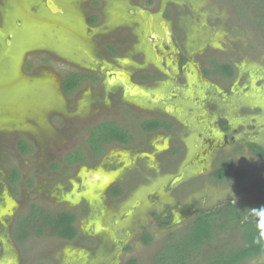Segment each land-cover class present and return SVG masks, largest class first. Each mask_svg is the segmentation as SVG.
I'll use <instances>...</instances> for the list:
<instances>
[{
  "label": "rangeland",
  "instance_id": "obj_1",
  "mask_svg": "<svg viewBox=\"0 0 264 264\" xmlns=\"http://www.w3.org/2000/svg\"><path fill=\"white\" fill-rule=\"evenodd\" d=\"M53 1L62 13L52 14L45 0H0V264H108L124 239L119 264H153L166 239L181 235L195 217L171 229H163L149 217L150 209L160 211L166 200L174 202L175 196L170 198L162 192L165 186L160 181L168 183L179 172V162H174L168 173L162 152L151 161L136 157L132 165L131 155L148 149L134 138L135 147L124 151L119 161L131 168L123 175L128 189L141 185L118 201L108 198L103 186L118 175L117 170H110L116 163H96L86 144L89 130L109 120H118L138 133L141 129L136 114L153 106L130 94L121 102L109 97L111 90L100 74L97 84L83 83L73 92H66L63 82L71 73L98 70L103 62L116 69L118 64L112 62L116 55L108 50L112 45L119 46L115 49L119 56L125 48L147 56L153 44L158 42L163 47L159 37L171 29L205 65H223L224 74V68H230V75L216 77L222 87H227L229 80L236 83L228 112H224L227 116L222 117L233 126L231 135L236 145L251 139L264 149V35L256 22L262 0ZM138 9V14H129ZM90 16L91 26L86 24ZM150 17L153 30L146 23ZM132 23L135 27L128 31L125 27ZM150 33L156 35L155 41ZM122 62L125 64L119 67L132 74V58ZM147 62H151L150 57ZM195 101L182 103L193 114L190 124L198 129L210 123L215 126L218 115L213 113L214 119L196 122L199 110ZM172 103L181 105L177 100ZM185 131L180 125L175 128L177 136L183 133L188 137ZM20 140L28 153L20 152ZM164 147L157 146L159 150ZM79 149L85 152L88 164L67 163V154ZM236 150L232 167L243 172L241 181L218 184L204 176L202 183L182 199L193 201L200 213L228 202L236 206L255 203L264 187V159L246 146ZM232 151L228 148L223 153ZM135 168L139 176L133 179ZM14 169L20 179L13 186L8 177ZM197 172L189 169L187 180ZM176 186L179 191L191 187L184 182ZM155 191L160 202L149 206V199H155V194H149ZM33 206L54 213L75 209L76 238L65 240L48 231L39 234L36 220L27 226L19 223L24 216L31 217ZM144 229L150 237L148 245L143 242ZM222 239L237 246L240 237L232 232ZM209 244L200 259L226 245L218 239ZM244 264H264V255Z\"/></svg>",
  "mask_w": 264,
  "mask_h": 264
},
{
  "label": "flooded vegetation",
  "instance_id": "obj_2",
  "mask_svg": "<svg viewBox=\"0 0 264 264\" xmlns=\"http://www.w3.org/2000/svg\"><path fill=\"white\" fill-rule=\"evenodd\" d=\"M139 10L141 9L136 10V12L129 11V14H138ZM92 20L93 17L90 16L89 18H87L86 24L91 26ZM148 21L149 20L147 18V25ZM153 21L154 20L152 19V24ZM134 23L130 24V26L128 27L126 26L125 28H127V30L129 31L130 28L132 29V26L135 27L136 23ZM152 24L151 29L153 30ZM150 34H152L150 35L152 41H155L156 36L154 37L153 33ZM159 39L162 40L161 44H163V47L160 46L158 42L157 44H153V46L148 47L149 52L147 56H143V54L140 52H133V48H125V52L123 53V55L119 56L117 55L116 51L117 49H119V46L112 45L113 49L108 50L109 54L116 55V60H112V62H116L118 64V67H116V69L110 68V63L103 62V66H100L98 70L88 69L91 72H76L71 74L81 75L85 77L81 80L80 85L77 88H79L83 83L97 84L100 81L97 74H100L103 78V83H105V86L111 90L109 93V97L117 99L119 102H121V100L126 101L127 95H129L128 91L131 90L134 86H137L138 88L143 90L146 95H148L143 96L139 93L131 95L132 97H141L142 99H145V101L148 102L151 106H153V109L144 110L143 112L138 111V114H136V116L134 115L138 119L139 128L141 129V131H137L138 133H136L134 130H130V128H128L127 126L120 124L117 119V121L109 120L103 122L102 124H110L111 126L113 125L124 130L126 132V137L124 138L125 141L122 142L120 140H116V137H113L112 140L103 138L101 143H99L101 147V154L95 156V154H93L90 150V153H92L91 155L93 157H91V159L97 161L96 163H100L98 161H101L102 163L107 164V161L111 160L116 163L115 166L113 165L112 169L110 168V170H117L118 175L112 180H105L106 182L103 186H106V193L108 198L118 201L126 196V194H128L129 192H135L141 185H138L136 189L134 187L128 189L126 185L128 181L125 180L126 176L123 177V175H125L124 170L131 171V168H128V164H124L123 161H119L123 157L122 153L124 151L132 150V148L135 147L134 138H137V140L142 145L147 146L148 149L142 151L140 155L133 153V155H131L132 165H134L133 161L136 157L139 161L141 160L140 158H143V160L151 161L153 158H157L159 154H162V152H164L163 155L166 154V157H164V159L167 162H165L166 164L163 166L164 168H166V170H168V173L172 168V164L174 162H179V165L177 164V168H179L177 170H179V172L170 181H168V183L160 181L161 186H165V188L162 189V192H164L165 194H169L170 198H174L175 196V199L173 200L174 202L168 203V201L166 200V202L162 204L163 207H161V204L158 206V208L161 207L160 211H156L155 208H152L149 211V217H151L153 222L158 224L163 229H171L175 226L167 228L165 227V225L172 219V217H174V211H178L180 215H182V212H180V208L188 207L186 212L189 216L185 220L181 221V223L200 214V210H197V205L193 201L183 200L182 197L187 196V194L195 187H197V185L199 186L202 183V179L204 176H209L211 179H213L211 177V174L217 171L218 167L222 165H224L225 168V166H227L225 165L227 162L229 163V173H237L232 166L233 162L236 159V156L238 155L236 152L238 146H242L243 148H245L246 146L252 152L254 151L252 147H255L256 149L260 148L263 151L264 149L251 139L242 140L241 144L236 145L235 137L231 135L233 126L229 123V120L223 117L227 116L224 112L225 109L228 112L227 107L230 105V99H233L232 89L236 83L233 82V80L230 81L229 78H227V80H229V84L227 85V87L218 85L216 77L223 76L225 78L226 75L221 72L224 66H217L215 63L211 62L208 66L205 65L204 62H202L203 60L198 59L193 51L188 50V46H185V44L183 45V38H180L178 40L171 29H169L168 34H163V37H159ZM185 41L186 45H188L189 39L187 36H185ZM148 57H150V63L147 62ZM125 58H132V60L134 61L132 66H130V64H127V66L130 67L134 66V68H132L133 70L131 69L132 74H128L125 69H121L119 67L120 65L125 64L124 62H122V60H124ZM95 64L97 65V63ZM118 72L126 74V78L118 79L116 76V73ZM251 77L252 76L249 74V78ZM109 80H113L114 82L110 84ZM125 84L128 85V90H126L127 87L125 88ZM191 99L196 100L195 107L197 106L199 110V113H197L195 116L196 122L198 124H202L205 123L207 119H214V117L212 116L213 113V115H218V119L214 121L215 126L210 123L203 129H198L190 124L189 120L191 119V117H193V114L192 112H187L182 106V103L186 101L189 102ZM174 100H177L179 103H181V105L173 104L172 102ZM127 106L133 107L129 103ZM232 108L235 109V107ZM178 125L187 129V131H185V136L188 137H184L183 133L177 136V134L175 133V128H177ZM107 128L110 127L107 126ZM106 132L108 134V131ZM159 134H163V136ZM210 142H212V145L210 144ZM175 143L177 144L176 146H174ZM242 143H244L245 145H242ZM156 144H161L162 146H164L165 144V147L164 149L159 150L157 148L158 145ZM209 148H211L212 150L208 157L206 170L204 169V165H200L195 162L193 166L185 168L186 163H188L199 150ZM228 148H230L231 150L233 149V151L225 155L223 152ZM137 150H139V148H137ZM113 152L114 155H112ZM135 154L137 156H134ZM82 155L84 160L83 162L78 163H80L81 165L88 164L89 161H87L85 152H83ZM137 162L138 161L136 160V163ZM189 169H192L193 171L197 170L198 172L187 180L186 173ZM135 170L136 171H133V174L131 176V178L133 179L139 176L137 168H135ZM183 170L184 177L179 182L173 184L172 180L180 176ZM131 178L127 179L130 180ZM183 182L188 183L191 187H188V189L186 190H182L180 188L179 191L176 185ZM149 195L155 196V199H149V206H153L156 202H160L159 196L156 191L150 193ZM42 211L53 213L54 216L63 214L65 212L73 213L75 215L74 228L77 230V216L75 214V209H66L65 211L58 213L51 212L50 210ZM25 218L27 217L24 216L23 219ZM144 231V233L148 235V230L144 229ZM77 235L78 232H76V235L73 239H75ZM13 240L16 242L19 241L15 239V237L13 238ZM125 244V239L119 243L116 249L115 257L119 250L120 253L122 252ZM115 257L112 260H114Z\"/></svg>",
  "mask_w": 264,
  "mask_h": 264
},
{
  "label": "trees",
  "instance_id": "obj_3",
  "mask_svg": "<svg viewBox=\"0 0 264 264\" xmlns=\"http://www.w3.org/2000/svg\"><path fill=\"white\" fill-rule=\"evenodd\" d=\"M260 9L257 24L264 35V0L259 3ZM258 26V25H257ZM226 74L230 75V68L225 67ZM230 72V74L228 73ZM84 76L70 74L63 82V88L66 92H73L80 85ZM110 127V128H107ZM108 131V134L107 132ZM125 141L126 132L110 124H100L89 130V138L86 142L90 150L95 155L101 154L102 139ZM18 148L22 154L29 152L23 140L18 142ZM258 156L264 159V151L260 148L252 147ZM80 150V149H79ZM83 152L74 151L67 154L65 161L67 163L83 162ZM218 167L217 171L211 174V177L218 183L240 181L244 174L237 172L229 173V163ZM20 179V175L14 169L11 170L8 181L15 185ZM31 217L20 219L27 226L28 222H39L37 232L39 234L48 231L62 238L71 240L75 237L77 230L74 228L75 215L70 212L54 216L53 213L41 211L33 206ZM178 234L170 235L164 242L161 249L154 257L153 264H244L249 260L264 255V187L262 188L258 199L250 205L236 206L228 202L222 207L212 209L208 212L198 214L186 227L184 231ZM237 233L240 237L239 244L233 245L231 241L228 245L222 238L230 234ZM223 244L218 249L211 250L207 255L200 259L205 246L213 243L215 240ZM150 237L147 234L143 236L144 244L148 245ZM210 245V244H209ZM128 264H135L134 261Z\"/></svg>",
  "mask_w": 264,
  "mask_h": 264
},
{
  "label": "water",
  "instance_id": "obj_4",
  "mask_svg": "<svg viewBox=\"0 0 264 264\" xmlns=\"http://www.w3.org/2000/svg\"><path fill=\"white\" fill-rule=\"evenodd\" d=\"M45 5L47 6L48 10L51 11L52 14L62 13V9L58 8L53 0H46ZM151 24H152V18L150 17V20L148 21V26L150 27ZM155 36L156 35L154 34V37ZM116 76H117L118 79L126 78V74H124V73H119L118 72V73H116ZM112 82H113V80H109L110 84ZM138 93L143 95V96H148V95L145 94V92L143 90H141L137 86H134L131 90L128 91V94H130V95H134V94H138ZM210 144L212 145V142H210ZM211 150H212L211 148L204 149V150H199L197 152V154L193 158H191V160L188 163H186L185 168H187L189 166H193L194 162H195V163H198L200 165H204V169L206 170L207 169V163H208V157L210 155ZM183 177H184V170L180 174V176H178V177H176V178H174L172 180V183L175 184V183L179 182ZM138 204H139V201L137 202L136 206ZM187 208L188 207L180 208L181 209L180 212H182V215H180V213L178 211H174L173 212L174 217H172V219L165 225V227L171 228L173 226H176V225L180 224L181 221L185 220L189 216L188 213L186 212ZM133 209H134V207H133ZM133 209H130V212H129L130 214L132 213ZM119 255H120V250L118 251L115 259L112 260L109 264H119V259H118Z\"/></svg>",
  "mask_w": 264,
  "mask_h": 264
},
{
  "label": "bare ground",
  "instance_id": "obj_5",
  "mask_svg": "<svg viewBox=\"0 0 264 264\" xmlns=\"http://www.w3.org/2000/svg\"><path fill=\"white\" fill-rule=\"evenodd\" d=\"M113 82H114V81H113ZM130 86H131V85H130ZM127 88H129L128 85H127Z\"/></svg>",
  "mask_w": 264,
  "mask_h": 264
}]
</instances>
